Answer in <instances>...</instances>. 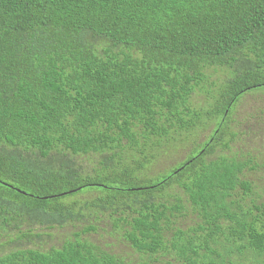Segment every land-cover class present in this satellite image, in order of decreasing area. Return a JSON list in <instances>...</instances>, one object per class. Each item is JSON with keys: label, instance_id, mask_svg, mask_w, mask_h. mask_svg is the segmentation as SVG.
Here are the masks:
<instances>
[{"label": "trees", "instance_id": "obj_1", "mask_svg": "<svg viewBox=\"0 0 264 264\" xmlns=\"http://www.w3.org/2000/svg\"><path fill=\"white\" fill-rule=\"evenodd\" d=\"M249 97L259 128L243 137L264 140V0H0V263L264 264V202L236 198L253 194V155L231 129ZM201 130L182 162L148 174ZM168 198L202 225L173 227L183 207ZM98 213L125 256L83 240L95 226L48 250L26 227Z\"/></svg>", "mask_w": 264, "mask_h": 264}, {"label": "rangeland", "instance_id": "obj_2", "mask_svg": "<svg viewBox=\"0 0 264 264\" xmlns=\"http://www.w3.org/2000/svg\"><path fill=\"white\" fill-rule=\"evenodd\" d=\"M213 81L223 80L225 78V74L223 72L220 73H213L210 72ZM256 98L249 97L246 102L241 106L239 111L235 113V119L233 124L231 125V129L237 131L239 133V138L234 145V150L244 152V155H253L252 158V170H250L245 179L249 181L252 186L253 194L250 198L244 197L242 191H237L238 197L236 198H245V203H251L253 201L260 203L264 202V198H262V186L264 184V140L257 138H247L246 136L243 137L244 132L250 127L259 128V125L256 124L254 120V112L251 108L253 101ZM194 106L197 108L200 107H207L209 103H211V99L208 95L203 93H198L193 98ZM251 118V119H250ZM208 129L205 130H209ZM209 134L206 133L204 130L198 131L191 136H180L178 143H176L177 149L170 151L169 153L160 155H156L153 160H156L151 166L152 169L149 167L148 174L151 176H155L158 172H166L170 167L178 165L182 162L185 158V155L188 151L192 148L194 144H202L201 142L204 136ZM262 134H264V125H262ZM182 139L184 140L183 142ZM219 150V149H218ZM151 151H148L147 154H151ZM155 154V153H154ZM123 155V154H122ZM262 155V156H261ZM162 156L161 158H159ZM92 165L88 164V170H91ZM168 171L167 173H169ZM143 185V184H141ZM86 197L77 198L78 201L81 199H94L97 196L96 192L90 194H84ZM182 198V197H180ZM167 205L170 209H172L173 205L177 204L183 207V210L180 211L176 216L174 221L173 227H182L185 229L188 228H196L197 226L202 225L201 218L197 215V213L193 210V208L186 202L185 199H182L181 203H177L174 200L167 199ZM66 203V201L64 202ZM86 226H95L97 228L96 232H93L88 235L82 236L83 240L88 241L91 244H95L98 246L99 249L105 250L107 245L114 244L113 247L115 252H118L122 255H126L129 252L127 246H125L123 241H119L117 238H112L109 235V231L114 228L112 219L107 215H101L100 213L94 214L85 218L82 222L77 223H67L63 226H53V227H40V226H32L26 222V227L29 231L40 233L45 237L42 240L41 245L42 249H48L51 247L61 246L63 242L68 238L71 237L74 233L81 232L84 227ZM16 234V232H15ZM109 243V244H108ZM26 245V244H25ZM12 246H7L4 240V237H0V256L6 254V252L10 251ZM125 258H129L126 256ZM243 264H248V262L243 261Z\"/></svg>", "mask_w": 264, "mask_h": 264}, {"label": "flooded vegetation", "instance_id": "obj_3", "mask_svg": "<svg viewBox=\"0 0 264 264\" xmlns=\"http://www.w3.org/2000/svg\"><path fill=\"white\" fill-rule=\"evenodd\" d=\"M48 249H50V248H48ZM48 249H46V250H48ZM3 255H1L0 257H2ZM0 264H13L12 262H7V263H0Z\"/></svg>", "mask_w": 264, "mask_h": 264}, {"label": "water", "instance_id": "obj_4", "mask_svg": "<svg viewBox=\"0 0 264 264\" xmlns=\"http://www.w3.org/2000/svg\"><path fill=\"white\" fill-rule=\"evenodd\" d=\"M67 193H64V194H62V195H66ZM49 198H51V197H49ZM53 198V197H52Z\"/></svg>", "mask_w": 264, "mask_h": 264}]
</instances>
